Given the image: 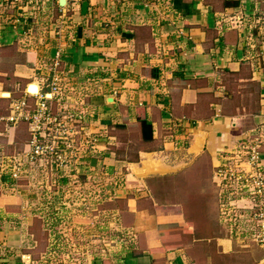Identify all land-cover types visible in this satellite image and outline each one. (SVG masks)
I'll return each mask as SVG.
<instances>
[{"label":"crops","instance_id":"obj_1","mask_svg":"<svg viewBox=\"0 0 264 264\" xmlns=\"http://www.w3.org/2000/svg\"><path fill=\"white\" fill-rule=\"evenodd\" d=\"M6 74L24 91L38 79L32 94L53 76L65 90L88 91L87 105L77 102L85 142L67 169L81 177L77 185L60 180L63 218L85 231L109 187L111 202L121 200L112 216L126 241L104 250L88 238L74 249L90 255L74 264H223L238 239L262 261L264 249L250 242V191L215 172L234 163L243 137L264 130V0H0ZM138 106L150 140L141 137ZM6 181L0 176V264H44L26 249L37 207L27 211ZM76 186L95 188L92 200L87 191L80 197L85 212L94 209L87 218L73 214ZM222 203L227 216L239 212L235 224L220 213Z\"/></svg>","mask_w":264,"mask_h":264},{"label":"rangeland","instance_id":"obj_2","mask_svg":"<svg viewBox=\"0 0 264 264\" xmlns=\"http://www.w3.org/2000/svg\"><path fill=\"white\" fill-rule=\"evenodd\" d=\"M43 78L42 87L51 80V77ZM37 80L31 82L37 83ZM0 82V176H4V180H8L6 182L9 185H13L14 189L23 195L25 209L29 211L30 207H33L35 210V207H37L36 210H38V214L41 217L35 221L37 222L35 227L29 228V231L31 230L30 232H33V235L30 242L27 238L26 249L31 253L32 258L40 260L44 264H74L78 259L82 258L83 254L90 255L87 252L81 253L74 249L78 244L87 241L88 238L89 240L95 239L98 241L97 243L100 242L101 247H103L102 249L105 248L104 250L110 249L111 245L116 243L123 245L126 238L112 216L113 207H120L121 200L118 199L116 201L112 199L111 202L109 197L113 193H111L112 191L109 187H102L100 210L98 208L95 210L98 213L96 214L95 222L93 220L87 221L88 228L85 231L81 228L83 223L74 224L71 222V219L63 218L62 200L63 202H67L68 200L63 198L60 180L65 176L71 177L73 180L75 179L73 184L77 185L78 179L81 177L78 173L74 174V177L68 176L67 169L70 163H74V165L77 163L78 152L80 153V149L85 142L81 138L86 130L82 119L84 109L82 104H80L81 106H77V102L81 103L82 101L87 105V99H89L87 96L88 91L81 92L79 91L80 89L78 90L75 87L65 90L64 87L59 85V92L51 97L50 92L42 88V92L50 94V96L46 95V109L42 117L39 114L41 112L38 107L42 99L36 96H25L26 104L30 110L29 114L18 116L16 110L14 113L15 118L10 120L9 117L13 114L15 104L24 95L25 85L17 86V79L9 77L7 74L0 77ZM28 84L26 85V89ZM3 93H8L9 95L3 96ZM23 113L25 112L23 111ZM33 115L35 117H32ZM32 127H34V130L31 129ZM35 130L39 132L36 134L38 154L32 159L29 155L30 151H32L30 147L24 150L23 146L31 144L32 132ZM127 137V132L124 131L122 138L125 139ZM245 138H247L245 139L246 141L253 139V137L249 136H245ZM132 146L133 150H128L131 154L129 157H133L132 155L135 153L134 149L136 147H141L139 142L130 147ZM14 162L20 165L21 172L16 179L12 180L10 166ZM51 182L55 183V188L51 186ZM54 190H56L55 193H53ZM84 191H87L86 196L91 200L96 195L93 186H90V188H78L77 186L76 188H72L70 195L76 203L72 204L71 208L74 210V215L81 214V216L87 218L90 215L89 212H93L94 209H91L89 212L87 209V212H85L86 207L80 202V197ZM222 204L221 212H219L226 215V208L224 203ZM92 207L94 206L92 205ZM228 214L229 216L226 215V219L235 224L236 214L234 210H229ZM94 232L95 235H91ZM85 233L89 234L86 240L84 239ZM232 236L236 239L239 237L236 233V228ZM252 237L254 238L253 233ZM247 240H242L241 242L238 239V245L235 247L236 252L231 253L230 257L225 258L226 260L222 261L223 264L262 263L258 256H252L251 246L247 248L239 246L240 242L244 244ZM35 242H37V246H35ZM250 242L255 243L256 241L251 239ZM250 242L249 244L251 245L252 243ZM30 243L34 245L31 248L29 247ZM104 253L103 251L102 255Z\"/></svg>","mask_w":264,"mask_h":264},{"label":"built area","instance_id":"obj_3","mask_svg":"<svg viewBox=\"0 0 264 264\" xmlns=\"http://www.w3.org/2000/svg\"><path fill=\"white\" fill-rule=\"evenodd\" d=\"M77 1V0H72ZM59 78L57 76L51 77L50 82L47 84V91L50 92L51 97L58 93L59 86ZM42 89V88H41ZM39 88L38 93L30 94L27 90L24 91L23 97H21L14 106L13 114L9 117L12 120L14 117V113L17 110L18 116L20 115H28L30 110L28 109V105L26 104L25 96H36L42 99L40 105L39 113L42 115L45 113V99L46 92H42ZM23 111L25 113H23ZM32 117H35L33 115ZM32 127L31 129H33ZM36 130L32 132L31 144L29 147L32 151H30L29 155L33 159L35 155L38 154V145L36 144L37 137ZM264 137V130H258V133L253 139L246 141L245 137H243L238 144V147L235 151V160L232 165H225L216 170L215 175L217 177H222L224 180L227 178L229 182L235 181L236 184L239 185L240 188L248 189L250 191V195L252 200L254 201L253 211L249 212L250 218L253 222V236L254 240L260 243L261 247L264 249V165L261 164L260 160V143ZM241 163H247L251 167V172H247L241 168ZM10 175L12 180L16 179L21 172V167L18 163H12L10 166ZM227 179V181H228Z\"/></svg>","mask_w":264,"mask_h":264},{"label":"trees","instance_id":"obj_4","mask_svg":"<svg viewBox=\"0 0 264 264\" xmlns=\"http://www.w3.org/2000/svg\"><path fill=\"white\" fill-rule=\"evenodd\" d=\"M135 117L140 125V133L143 140H150L152 138V127L150 121L147 119L146 112L142 106L136 107Z\"/></svg>","mask_w":264,"mask_h":264},{"label":"bare ground","instance_id":"obj_5","mask_svg":"<svg viewBox=\"0 0 264 264\" xmlns=\"http://www.w3.org/2000/svg\"><path fill=\"white\" fill-rule=\"evenodd\" d=\"M28 90L30 92L34 93V92H36L38 90V88H37V86L35 84H29L28 87H27V91ZM2 95L3 96H8L9 94L8 93H3ZM199 145H200V142H198L197 146L199 147Z\"/></svg>","mask_w":264,"mask_h":264},{"label":"water","instance_id":"obj_6","mask_svg":"<svg viewBox=\"0 0 264 264\" xmlns=\"http://www.w3.org/2000/svg\"><path fill=\"white\" fill-rule=\"evenodd\" d=\"M64 1H65V0H60V3L62 4ZM260 264H264V257H263V259H262V263H260Z\"/></svg>","mask_w":264,"mask_h":264}]
</instances>
